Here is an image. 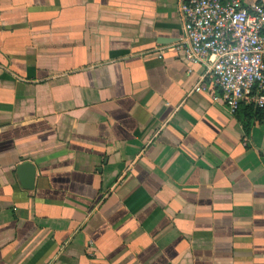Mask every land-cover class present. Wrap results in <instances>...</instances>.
<instances>
[{
    "label": "crops",
    "instance_id": "1",
    "mask_svg": "<svg viewBox=\"0 0 264 264\" xmlns=\"http://www.w3.org/2000/svg\"><path fill=\"white\" fill-rule=\"evenodd\" d=\"M182 1L0 0V264H264V122L199 89Z\"/></svg>",
    "mask_w": 264,
    "mask_h": 264
},
{
    "label": "built area",
    "instance_id": "2",
    "mask_svg": "<svg viewBox=\"0 0 264 264\" xmlns=\"http://www.w3.org/2000/svg\"><path fill=\"white\" fill-rule=\"evenodd\" d=\"M180 9L185 42L180 48L190 64L206 68L199 89L233 112L242 103L263 108L264 4L183 0Z\"/></svg>",
    "mask_w": 264,
    "mask_h": 264
},
{
    "label": "trees",
    "instance_id": "3",
    "mask_svg": "<svg viewBox=\"0 0 264 264\" xmlns=\"http://www.w3.org/2000/svg\"><path fill=\"white\" fill-rule=\"evenodd\" d=\"M236 116L243 122L246 134L250 133L253 121L264 122V108H258L254 105L241 104L236 110ZM244 117L246 120H244Z\"/></svg>",
    "mask_w": 264,
    "mask_h": 264
},
{
    "label": "water",
    "instance_id": "4",
    "mask_svg": "<svg viewBox=\"0 0 264 264\" xmlns=\"http://www.w3.org/2000/svg\"><path fill=\"white\" fill-rule=\"evenodd\" d=\"M27 168H30V169L33 170V168L30 166V164H27ZM33 173H34V170H33ZM29 177H30V181H31V179H32V173H31V175Z\"/></svg>",
    "mask_w": 264,
    "mask_h": 264
}]
</instances>
